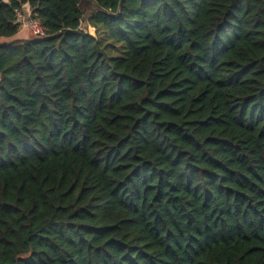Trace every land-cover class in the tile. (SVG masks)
Here are the masks:
<instances>
[{
    "label": "trees",
    "instance_id": "trees-1",
    "mask_svg": "<svg viewBox=\"0 0 264 264\" xmlns=\"http://www.w3.org/2000/svg\"><path fill=\"white\" fill-rule=\"evenodd\" d=\"M0 264H264V0H0Z\"/></svg>",
    "mask_w": 264,
    "mask_h": 264
},
{
    "label": "built area",
    "instance_id": "built-area-1",
    "mask_svg": "<svg viewBox=\"0 0 264 264\" xmlns=\"http://www.w3.org/2000/svg\"><path fill=\"white\" fill-rule=\"evenodd\" d=\"M17 21L20 24V28L28 27L32 33L37 37L46 36L45 30L40 20L32 17H27L22 11H17Z\"/></svg>",
    "mask_w": 264,
    "mask_h": 264
},
{
    "label": "rangeland",
    "instance_id": "rangeland-1",
    "mask_svg": "<svg viewBox=\"0 0 264 264\" xmlns=\"http://www.w3.org/2000/svg\"><path fill=\"white\" fill-rule=\"evenodd\" d=\"M83 30H85V31L87 30L86 25H83ZM18 37L27 39V38H33V37H35V35L32 33V31L28 27L22 26L20 28V32L18 34ZM114 54H116V53H114Z\"/></svg>",
    "mask_w": 264,
    "mask_h": 264
}]
</instances>
